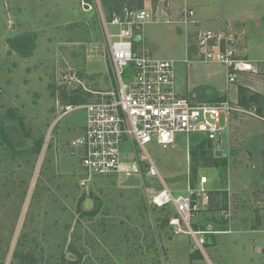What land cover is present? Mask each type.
Segmentation results:
<instances>
[{
  "label": "rangeland",
  "instance_id": "obj_1",
  "mask_svg": "<svg viewBox=\"0 0 264 264\" xmlns=\"http://www.w3.org/2000/svg\"><path fill=\"white\" fill-rule=\"evenodd\" d=\"M204 2L123 3L158 7V15L165 10L172 19V3L198 12ZM208 2L213 12L223 9L221 0ZM259 2L246 1L253 15L246 26L224 29L235 32L241 54L258 62L260 74L228 84L221 64L179 61L180 94L237 102V86L253 90L264 83ZM118 5L116 0H0V264H264L263 100L255 105L261 114L254 106L245 108L249 113L240 114L235 129L229 126L218 141L192 143L189 135L177 133L173 146L145 147L174 196L187 187L205 188L208 202L189 216L193 229L206 231L198 235L204 239L200 246L183 222L169 223L177 215L171 203H149L162 183L149 175L147 162L139 175H96L79 185L82 170L70 142L83 129L84 109L59 114L65 104L95 99L114 85L101 13L108 22L123 4L112 11ZM189 26L148 21L133 47L181 60L195 51L197 31L186 33Z\"/></svg>",
  "mask_w": 264,
  "mask_h": 264
},
{
  "label": "built area",
  "instance_id": "obj_2",
  "mask_svg": "<svg viewBox=\"0 0 264 264\" xmlns=\"http://www.w3.org/2000/svg\"><path fill=\"white\" fill-rule=\"evenodd\" d=\"M128 0H124L126 2ZM163 1V0H162ZM158 7L146 9L124 3L107 22L101 13L106 33L114 85L110 91L101 92L95 99L81 104H65L59 116L77 107L85 113V123L79 135L71 139V147L79 160L84 185L96 175H139L142 163L147 162L151 176H159L146 145L154 142L161 147L173 146L177 133L201 134L202 139L218 141L231 121L245 112L237 102L227 99L206 102L192 101L176 89V66L179 61L188 65L197 59L201 62L221 64L226 72V82L236 84L244 74H260L257 61L241 54L239 37L228 29H198L195 35V51L181 60L156 58L146 48L137 51L133 47L138 31L148 21H172L185 28L196 24L194 11L186 6L178 9L171 19ZM108 25L116 26L111 33ZM240 83V82H239ZM162 188L150 199L155 207L171 203L176 214L169 219L174 227L186 226V233L196 244L204 242L198 236L206 231L190 226L189 216L208 202L204 187H187L174 196L160 177ZM203 178L201 183H204Z\"/></svg>",
  "mask_w": 264,
  "mask_h": 264
},
{
  "label": "crops",
  "instance_id": "obj_3",
  "mask_svg": "<svg viewBox=\"0 0 264 264\" xmlns=\"http://www.w3.org/2000/svg\"><path fill=\"white\" fill-rule=\"evenodd\" d=\"M221 1L223 2V9L222 10H227V12H224L222 10H221V12L218 10L213 12L212 10H210V4H209L208 0H205L204 6L201 9H199L198 12H197V9H195L194 7H188V8L193 9V11H194L193 20L195 21L196 24H191V26H189V28H188L189 29L188 32L186 31V33H189L190 31H193V30L197 31L198 29H224L228 25H233V24L238 25L241 23L245 24L247 22V20L253 18V15L251 13L249 14L246 7H245L246 6L245 3L247 0H221ZM259 1L260 2L262 1V2L261 3L259 2L258 6H256V7H260L264 11V0H259ZM231 3L232 4L236 3L237 6L233 7L231 5ZM172 6H174L173 8H176L177 3L176 4L172 3ZM181 7H179L178 9H180ZM173 8L170 7V10H171V12H173L175 14V12L178 9L177 8L173 9ZM195 16H197V17H195ZM256 17H257V15H256ZM204 24L207 26L202 27ZM245 26H246V24H245ZM139 37L140 38L142 37L141 34L137 35L136 40H137V38L139 39ZM186 39H187V34H186ZM186 50H187V48H186ZM246 87H248V86H246ZM256 87H259V88L253 87L254 88L253 90L256 89L255 90L256 92H258L264 96V90L261 89V88H264V83H262L261 86L258 85ZM248 88L252 89V87H248ZM192 97L198 98V97H196V95L194 93L192 94ZM190 99L192 101H197L196 99H192V98H190ZM236 101H237V97H236ZM238 117L239 116H237L236 118H234L231 121V123L229 125L230 127L232 126L230 128L231 130H234L235 127L237 126V124H239V121L237 119ZM196 141H199V140H196ZM196 141L194 140L192 143H195ZM237 147H240V146H237ZM224 153H226V150H224Z\"/></svg>",
  "mask_w": 264,
  "mask_h": 264
},
{
  "label": "trees",
  "instance_id": "obj_4",
  "mask_svg": "<svg viewBox=\"0 0 264 264\" xmlns=\"http://www.w3.org/2000/svg\"><path fill=\"white\" fill-rule=\"evenodd\" d=\"M116 1L120 6L122 4H124L123 3L124 0H116ZM119 5H118V7L115 6L112 11L120 8ZM237 94H238L237 95V103L239 106H241L243 108H249L251 106H254V108H255V105L257 106V104L260 103L261 100L264 101V97L260 93L253 91L250 88L245 87V86H241V85L237 86ZM255 109H256L257 113H259V114L262 113L261 107H257ZM40 144H41V142H40Z\"/></svg>",
  "mask_w": 264,
  "mask_h": 264
},
{
  "label": "water",
  "instance_id": "obj_5",
  "mask_svg": "<svg viewBox=\"0 0 264 264\" xmlns=\"http://www.w3.org/2000/svg\"><path fill=\"white\" fill-rule=\"evenodd\" d=\"M137 36H135V38H136ZM189 138H190V141L191 142H193L194 140L196 141V140H200L201 139V134H199V133H193V134H191L190 136H189Z\"/></svg>",
  "mask_w": 264,
  "mask_h": 264
}]
</instances>
